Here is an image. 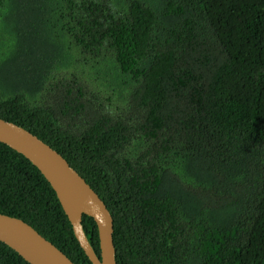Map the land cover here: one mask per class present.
Wrapping results in <instances>:
<instances>
[{
    "label": "trees",
    "instance_id": "obj_1",
    "mask_svg": "<svg viewBox=\"0 0 264 264\" xmlns=\"http://www.w3.org/2000/svg\"><path fill=\"white\" fill-rule=\"evenodd\" d=\"M0 117L105 201L118 264H264V0H0ZM0 212L92 264L3 142ZM0 264L31 263L0 240Z\"/></svg>",
    "mask_w": 264,
    "mask_h": 264
},
{
    "label": "water",
    "instance_id": "obj_2",
    "mask_svg": "<svg viewBox=\"0 0 264 264\" xmlns=\"http://www.w3.org/2000/svg\"><path fill=\"white\" fill-rule=\"evenodd\" d=\"M0 142L27 157L50 182L73 226L76 238L92 264H118L113 238V216L105 201L69 161L28 129L1 117ZM84 215L91 216L96 222L100 255L84 230ZM0 240L31 264H75L32 225L19 217L1 212Z\"/></svg>",
    "mask_w": 264,
    "mask_h": 264
}]
</instances>
